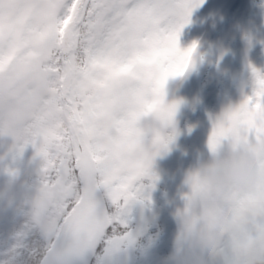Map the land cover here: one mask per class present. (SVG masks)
Listing matches in <instances>:
<instances>
[{
    "label": "snow or ice",
    "instance_id": "obj_1",
    "mask_svg": "<svg viewBox=\"0 0 264 264\" xmlns=\"http://www.w3.org/2000/svg\"><path fill=\"white\" fill-rule=\"evenodd\" d=\"M203 2L0 0V138L11 141L0 161L18 165L31 146L43 162L0 264H124L145 231L154 159L177 135L182 101L166 85L194 63L197 43L179 37ZM249 67L253 91L212 118L210 152L241 136L264 143V72ZM183 199L173 264H264V193L227 189L212 208Z\"/></svg>",
    "mask_w": 264,
    "mask_h": 264
},
{
    "label": "rangeland",
    "instance_id": "obj_2",
    "mask_svg": "<svg viewBox=\"0 0 264 264\" xmlns=\"http://www.w3.org/2000/svg\"><path fill=\"white\" fill-rule=\"evenodd\" d=\"M189 20L181 31L180 47L187 48L200 37L203 39L185 80L178 83L179 76L167 82V101L170 102L172 96L182 101L175 115L177 135L168 149L155 157L152 165V172L158 177L156 183H164L169 190L162 193L151 190V207L144 210L145 231L136 247L127 253L124 264H173V254L169 257L171 261L168 257L156 259L155 249L167 243L174 253L180 227L176 213L184 207L183 196L189 190L185 180L198 161L210 155L208 138L212 118L229 105L239 103L244 94L251 95L254 78L249 65L264 72V5L256 6L253 0H204L193 9ZM194 136H198L195 144H203L198 151L195 144L189 145ZM10 143V139L0 138V155H4ZM23 157L24 152L18 165L10 156L0 161V238L8 236L11 229L20 224L16 208L29 207L27 201L34 197L39 184L25 182L23 188L7 193L10 176L4 169L21 168ZM36 160L41 159L33 160L32 169L37 171ZM23 217L26 216L23 214ZM155 220H162L165 226L162 237H158V247L151 246L147 237L149 225ZM143 239L145 242L141 244Z\"/></svg>",
    "mask_w": 264,
    "mask_h": 264
},
{
    "label": "clouds",
    "instance_id": "obj_3",
    "mask_svg": "<svg viewBox=\"0 0 264 264\" xmlns=\"http://www.w3.org/2000/svg\"><path fill=\"white\" fill-rule=\"evenodd\" d=\"M261 155H264V143L243 136L210 152L206 160L198 161L187 174L186 203L191 207H215L221 202V193L227 189L264 193V172L257 165ZM190 176L197 178V186L189 182ZM225 229L233 239H244L241 224L229 221Z\"/></svg>",
    "mask_w": 264,
    "mask_h": 264
},
{
    "label": "trees",
    "instance_id": "obj_4",
    "mask_svg": "<svg viewBox=\"0 0 264 264\" xmlns=\"http://www.w3.org/2000/svg\"><path fill=\"white\" fill-rule=\"evenodd\" d=\"M209 28V27H208ZM208 30V29H207ZM203 75H206V74H203ZM187 77V74L184 76V78L182 79V81L185 80V78ZM189 133L192 132V130H189L188 131ZM198 139V136H194L191 140H190V146H193L197 141ZM196 145V150L198 151L197 148H202L203 144H200L198 143L195 144ZM202 153V151H201ZM151 224V223H150ZM151 226V227H150ZM164 222L162 220L158 221V220H155L153 222L152 225H149V229L147 230V236L150 240H151V246H157V243H158V237H162V234H163V231H164ZM145 240L143 239L140 243L141 244H144ZM170 246V247H169ZM151 250V249H150ZM155 254H156V259H160V258H167L168 257V261H171L169 260V257L173 254L172 253V248H171V244H167L165 243L163 246L159 247V248H156L155 249Z\"/></svg>",
    "mask_w": 264,
    "mask_h": 264
},
{
    "label": "flooded vegetation",
    "instance_id": "obj_5",
    "mask_svg": "<svg viewBox=\"0 0 264 264\" xmlns=\"http://www.w3.org/2000/svg\"><path fill=\"white\" fill-rule=\"evenodd\" d=\"M6 185H7V190H8V194H10V193H12V191L15 189V187H13L12 186V184H11V182H10V177H9V179H8V181H7V183H6ZM30 185H32V184H30ZM169 187V186H168ZM154 190H158L159 191V187H157V186H155L154 188H153ZM152 204V203H151ZM153 206H154V204H153ZM1 239V238H0Z\"/></svg>",
    "mask_w": 264,
    "mask_h": 264
},
{
    "label": "water",
    "instance_id": "obj_6",
    "mask_svg": "<svg viewBox=\"0 0 264 264\" xmlns=\"http://www.w3.org/2000/svg\"><path fill=\"white\" fill-rule=\"evenodd\" d=\"M172 101H176V99H175V98H171V99H170V102H172ZM24 185H25V181H24L23 179H21V180H19V181L15 184V187H21V188H23Z\"/></svg>",
    "mask_w": 264,
    "mask_h": 264
}]
</instances>
